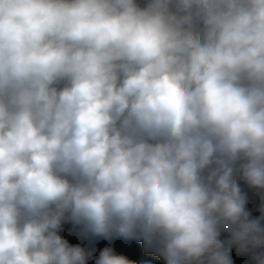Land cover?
I'll return each instance as SVG.
<instances>
[{
    "label": "clouds",
    "instance_id": "obj_1",
    "mask_svg": "<svg viewBox=\"0 0 264 264\" xmlns=\"http://www.w3.org/2000/svg\"><path fill=\"white\" fill-rule=\"evenodd\" d=\"M66 223L264 264V0H0V264H89Z\"/></svg>",
    "mask_w": 264,
    "mask_h": 264
},
{
    "label": "trees",
    "instance_id": "obj_2",
    "mask_svg": "<svg viewBox=\"0 0 264 264\" xmlns=\"http://www.w3.org/2000/svg\"><path fill=\"white\" fill-rule=\"evenodd\" d=\"M242 190L248 195L247 209L251 212L253 217L260 215L259 206L261 203L260 193L256 189L249 188L242 181L240 182ZM78 226L71 223H66L61 231V235L69 239L73 244H79L87 250L93 251V258L89 260V264H95V259L98 258L99 251L104 247H111L117 254L126 255L133 260H152L154 264H164L163 260L154 253L146 252L142 241L124 240L123 238H113L112 240H105L103 238L84 237L80 236ZM226 238L222 234L221 239ZM232 258L234 264H251L250 258L247 255H238L235 248L232 250Z\"/></svg>",
    "mask_w": 264,
    "mask_h": 264
}]
</instances>
